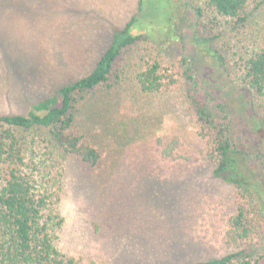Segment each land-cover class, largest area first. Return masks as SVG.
Instances as JSON below:
<instances>
[{
  "label": "rangeland",
  "instance_id": "rangeland-1",
  "mask_svg": "<svg viewBox=\"0 0 264 264\" xmlns=\"http://www.w3.org/2000/svg\"><path fill=\"white\" fill-rule=\"evenodd\" d=\"M139 2L0 0V114H26L89 74L114 28L126 25ZM178 4L143 0L132 32L149 37L127 58L129 67L160 54L171 72L189 54L212 103L231 110L234 139L255 158L264 155L245 92L191 44L189 30L172 41L169 19ZM74 131L102 156L95 166L78 155L64 160L62 251L106 264H187L228 253L225 234L237 211V188L214 175L183 94H144L134 78L100 86L79 104Z\"/></svg>",
  "mask_w": 264,
  "mask_h": 264
},
{
  "label": "trees",
  "instance_id": "trees-1",
  "mask_svg": "<svg viewBox=\"0 0 264 264\" xmlns=\"http://www.w3.org/2000/svg\"><path fill=\"white\" fill-rule=\"evenodd\" d=\"M175 1L172 41L190 31L191 44L245 92L252 130L264 141V0ZM142 6L140 0L126 25L114 28L111 44L89 74L32 104L26 114H0V264H106L85 261L57 245L64 224V160L78 155L93 166L100 162V150L74 131L79 104L94 89L129 78L144 94L184 95L214 175L237 188V211L225 234L228 253L187 264H264V155L255 158L234 139L231 110L212 103L213 93L200 84L189 54L183 53L179 70L172 65L171 72L160 54L135 59V70L129 67L127 58L149 37L132 32Z\"/></svg>",
  "mask_w": 264,
  "mask_h": 264
}]
</instances>
